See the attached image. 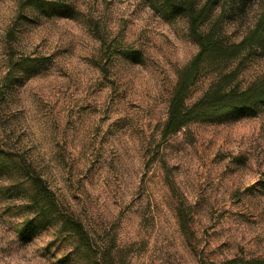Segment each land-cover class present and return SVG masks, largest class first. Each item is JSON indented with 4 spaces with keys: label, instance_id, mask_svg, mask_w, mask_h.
Instances as JSON below:
<instances>
[{
    "label": "rangeland",
    "instance_id": "374dc122",
    "mask_svg": "<svg viewBox=\"0 0 264 264\" xmlns=\"http://www.w3.org/2000/svg\"><path fill=\"white\" fill-rule=\"evenodd\" d=\"M62 1L72 17L0 0V264L264 260V107L163 139L198 51L187 18L151 0ZM263 14L264 0H214L201 30L238 43ZM220 65L206 63L189 105L216 72L239 90L263 76L264 30ZM32 176L57 202L44 219Z\"/></svg>",
    "mask_w": 264,
    "mask_h": 264
},
{
    "label": "trees",
    "instance_id": "16d2710c",
    "mask_svg": "<svg viewBox=\"0 0 264 264\" xmlns=\"http://www.w3.org/2000/svg\"><path fill=\"white\" fill-rule=\"evenodd\" d=\"M151 1L153 6H158L163 16L169 19L177 15L185 16L189 23L190 35L198 44L197 53L189 64L179 72L169 101L167 117L160 132L163 139L174 135L191 122L250 116L264 107V75L256 78L246 88L239 90L231 86L234 77L226 72H216L207 91L192 104L187 103L190 90L200 79L207 62L211 61L215 65H220L234 60L244 51L250 49L252 43L259 39L261 31L264 30V14L251 34L245 36L238 43L228 44L222 40L217 31L201 30V25L214 0H207L200 7L196 5L195 0ZM17 3L19 8L37 9L46 16L72 17L74 11L71 5L62 0H18ZM128 53L127 57L138 59L134 52L129 51ZM33 63V60H29L28 64ZM31 183L34 188L33 198L39 206V214L44 219L48 216L49 209L57 208V202L42 178L32 176ZM61 226L66 227L80 238L85 237L82 225L78 221L62 220ZM219 264H264V260L233 258Z\"/></svg>",
    "mask_w": 264,
    "mask_h": 264
}]
</instances>
